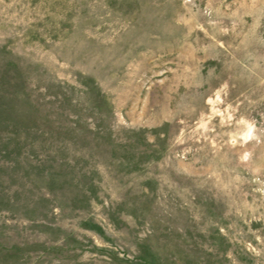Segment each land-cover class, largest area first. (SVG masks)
Returning a JSON list of instances; mask_svg holds the SVG:
<instances>
[{
  "label": "rangeland",
  "instance_id": "rangeland-1",
  "mask_svg": "<svg viewBox=\"0 0 264 264\" xmlns=\"http://www.w3.org/2000/svg\"><path fill=\"white\" fill-rule=\"evenodd\" d=\"M0 264H264V0H0Z\"/></svg>",
  "mask_w": 264,
  "mask_h": 264
}]
</instances>
